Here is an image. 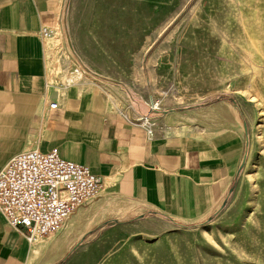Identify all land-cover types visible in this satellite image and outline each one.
Wrapping results in <instances>:
<instances>
[{
	"label": "rangeland",
	"instance_id": "rangeland-1",
	"mask_svg": "<svg viewBox=\"0 0 264 264\" xmlns=\"http://www.w3.org/2000/svg\"><path fill=\"white\" fill-rule=\"evenodd\" d=\"M54 28L53 82L92 74L119 102L142 95L161 110H193L178 119L191 130L246 122V162L202 224L137 215V203L105 188L33 241L31 264L64 250L54 264H264V0H70ZM218 102L230 109L216 111Z\"/></svg>",
	"mask_w": 264,
	"mask_h": 264
},
{
	"label": "crops",
	"instance_id": "crops-1",
	"mask_svg": "<svg viewBox=\"0 0 264 264\" xmlns=\"http://www.w3.org/2000/svg\"><path fill=\"white\" fill-rule=\"evenodd\" d=\"M69 3L0 0V171L25 149L57 148L137 203V215L172 225L208 221L239 175L244 125L191 130L178 119L193 110L152 111L142 95L119 102L92 74L73 81L61 73L53 82L50 66L61 46L57 37L44 41L40 30L63 26ZM213 107L230 109L225 102ZM34 253L35 244L0 210V264H31Z\"/></svg>",
	"mask_w": 264,
	"mask_h": 264
},
{
	"label": "built area",
	"instance_id": "built-area-1",
	"mask_svg": "<svg viewBox=\"0 0 264 264\" xmlns=\"http://www.w3.org/2000/svg\"><path fill=\"white\" fill-rule=\"evenodd\" d=\"M40 34L47 41L58 29L42 27ZM148 104L152 111L161 109ZM49 106L55 108L57 102ZM104 189V178L89 166L62 158L57 148L44 152L32 147L13 156L0 171V210L11 227L33 242L55 231Z\"/></svg>",
	"mask_w": 264,
	"mask_h": 264
},
{
	"label": "bare ground",
	"instance_id": "bare-ground-1",
	"mask_svg": "<svg viewBox=\"0 0 264 264\" xmlns=\"http://www.w3.org/2000/svg\"><path fill=\"white\" fill-rule=\"evenodd\" d=\"M56 62H57V61H56ZM75 71H76V73H77L78 75H79V74H80V76L82 75V72L79 71L78 69H76ZM150 102L153 103V105L158 104V106H159V103H158V102L156 103V102L153 100L152 97L150 98ZM65 254H66V250H64L62 253L58 254V255H57L56 257H54L52 260L50 259L48 263H50V261H51L50 264H53V263H56V262L60 261V260L65 256ZM48 263H46V264H48Z\"/></svg>",
	"mask_w": 264,
	"mask_h": 264
},
{
	"label": "water",
	"instance_id": "water-1",
	"mask_svg": "<svg viewBox=\"0 0 264 264\" xmlns=\"http://www.w3.org/2000/svg\"><path fill=\"white\" fill-rule=\"evenodd\" d=\"M243 125H244L245 133L247 134V133H248L247 123L244 122ZM245 162H246V154H245V156H244V158H243V160H242V163H241V165H240V167H239L238 174H239L240 171L243 169V167H244V165H245ZM232 189H233V188H231L230 191H232ZM226 201H227V200L225 199V201L223 202V205H222V206H224V205L226 204ZM114 222H116V223H120V220H119V219H114Z\"/></svg>",
	"mask_w": 264,
	"mask_h": 264
},
{
	"label": "trees",
	"instance_id": "trees-1",
	"mask_svg": "<svg viewBox=\"0 0 264 264\" xmlns=\"http://www.w3.org/2000/svg\"><path fill=\"white\" fill-rule=\"evenodd\" d=\"M226 99H229V98H227L226 96H222V97H220V98H218V100H226ZM230 100V99H229ZM233 104H235L236 105V102L233 100V99H231L230 100ZM239 109V108H238ZM64 262V261H63ZM63 262H61V264L63 263Z\"/></svg>",
	"mask_w": 264,
	"mask_h": 264
}]
</instances>
